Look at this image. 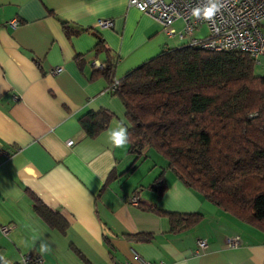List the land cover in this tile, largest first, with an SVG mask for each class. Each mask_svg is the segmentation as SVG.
Returning <instances> with one entry per match:
<instances>
[{
  "label": "crops",
  "instance_id": "1",
  "mask_svg": "<svg viewBox=\"0 0 264 264\" xmlns=\"http://www.w3.org/2000/svg\"><path fill=\"white\" fill-rule=\"evenodd\" d=\"M100 18L112 25L95 26ZM260 24L264 30V18ZM172 28L168 34L129 0H0V225L10 226L0 233V264H122L134 252L164 264H264V227L204 198L160 156L136 159L129 143L114 148L107 139L118 121L127 127L125 108L95 75L106 54L93 46L103 40L118 79L189 40L181 19ZM253 71L264 75V53ZM100 109L111 118L90 137L80 117ZM161 173L166 187L158 193L151 184ZM150 206L202 216L172 227ZM233 235L241 239L234 247ZM42 240L49 251L40 252Z\"/></svg>",
  "mask_w": 264,
  "mask_h": 264
},
{
  "label": "trees",
  "instance_id": "2",
  "mask_svg": "<svg viewBox=\"0 0 264 264\" xmlns=\"http://www.w3.org/2000/svg\"><path fill=\"white\" fill-rule=\"evenodd\" d=\"M93 48L106 54L94 72L106 78L124 105L136 159L151 151L204 198L264 227V75L254 73L250 54L184 42L161 49L116 79L115 57L103 40ZM110 118L107 109L89 111L80 125L92 137ZM151 187L165 190L162 173ZM149 208L166 214L172 227L202 216ZM27 264L40 263L31 258Z\"/></svg>",
  "mask_w": 264,
  "mask_h": 264
},
{
  "label": "built area",
  "instance_id": "3",
  "mask_svg": "<svg viewBox=\"0 0 264 264\" xmlns=\"http://www.w3.org/2000/svg\"><path fill=\"white\" fill-rule=\"evenodd\" d=\"M204 3L205 0H129V4L157 19L168 34L174 32L172 23L176 19H181L183 22L181 35L189 36L187 41L189 44L210 50L240 49L248 52L254 60L264 53V30L261 29L260 24L264 18V0H221V10L210 21L192 16L191 9ZM10 23L15 25L16 21L13 19ZM201 24L205 25L207 33L203 37H196L194 33ZM111 25V18H100L95 22L97 27ZM58 70H60L59 66L53 68V72ZM73 142L71 138L66 141L69 146ZM129 203L137 205V195L132 194ZM9 229V225H0V233L6 234ZM240 243L239 235L227 239L229 246L234 247ZM198 244L203 246L205 241L199 239ZM24 261L26 263L28 259L24 258ZM122 264H164V262H153L134 252L133 257Z\"/></svg>",
  "mask_w": 264,
  "mask_h": 264
},
{
  "label": "clouds",
  "instance_id": "4",
  "mask_svg": "<svg viewBox=\"0 0 264 264\" xmlns=\"http://www.w3.org/2000/svg\"><path fill=\"white\" fill-rule=\"evenodd\" d=\"M221 8V0H205V3L202 6L198 5L193 7L191 12L192 16L197 19L210 21L221 10ZM107 139L114 148H123L129 143L130 132L123 121H118L113 128L108 130ZM39 247L40 252L43 253L49 251L51 246L46 240H42ZM3 259V257H0V260ZM4 264H8V262L5 261Z\"/></svg>",
  "mask_w": 264,
  "mask_h": 264
},
{
  "label": "rangeland",
  "instance_id": "5",
  "mask_svg": "<svg viewBox=\"0 0 264 264\" xmlns=\"http://www.w3.org/2000/svg\"><path fill=\"white\" fill-rule=\"evenodd\" d=\"M206 30V29H205Z\"/></svg>",
  "mask_w": 264,
  "mask_h": 264
}]
</instances>
